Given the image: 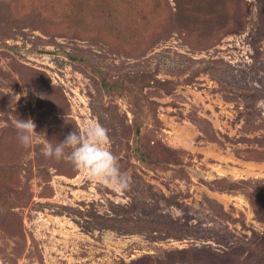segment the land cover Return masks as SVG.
<instances>
[{"label":"rangeland","instance_id":"rangeland-1","mask_svg":"<svg viewBox=\"0 0 264 264\" xmlns=\"http://www.w3.org/2000/svg\"><path fill=\"white\" fill-rule=\"evenodd\" d=\"M0 264H264V0H0Z\"/></svg>","mask_w":264,"mask_h":264},{"label":"clouds","instance_id":"clouds-1","mask_svg":"<svg viewBox=\"0 0 264 264\" xmlns=\"http://www.w3.org/2000/svg\"><path fill=\"white\" fill-rule=\"evenodd\" d=\"M14 127L18 142L24 148L31 147L38 135L34 121L31 118L17 119ZM108 132L109 130L99 123L88 126L84 134L77 130L71 131L63 141L55 145L49 142L44 155L56 161L68 158L74 168L83 170L92 180L117 192L129 191V177L122 172L117 156L108 148Z\"/></svg>","mask_w":264,"mask_h":264}]
</instances>
